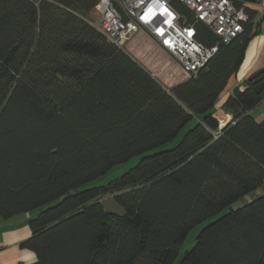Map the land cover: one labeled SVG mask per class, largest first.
<instances>
[{
    "label": "trees",
    "instance_id": "trees-1",
    "mask_svg": "<svg viewBox=\"0 0 264 264\" xmlns=\"http://www.w3.org/2000/svg\"><path fill=\"white\" fill-rule=\"evenodd\" d=\"M98 2L0 0V219L38 211L22 243L33 264H173L189 232L223 213L179 264H264V195L233 208L264 188V119L252 114L264 89L247 79L224 103L232 120L220 128L215 116L259 31L253 12L197 75L168 87L87 20ZM138 154L118 179L83 188ZM108 194L126 215L106 212Z\"/></svg>",
    "mask_w": 264,
    "mask_h": 264
},
{
    "label": "built area",
    "instance_id": "built-area-1",
    "mask_svg": "<svg viewBox=\"0 0 264 264\" xmlns=\"http://www.w3.org/2000/svg\"><path fill=\"white\" fill-rule=\"evenodd\" d=\"M237 0H99L95 12L100 23H93L120 47L142 31L175 57L180 69L195 76L217 54L220 43L238 37L250 16ZM184 7L191 15L182 12ZM203 24L217 37L214 45L198 38L197 24Z\"/></svg>",
    "mask_w": 264,
    "mask_h": 264
},
{
    "label": "crops",
    "instance_id": "crops-1",
    "mask_svg": "<svg viewBox=\"0 0 264 264\" xmlns=\"http://www.w3.org/2000/svg\"><path fill=\"white\" fill-rule=\"evenodd\" d=\"M242 3L246 8L253 12L252 22L254 24V30L256 29V31H259L252 37L251 40H249L250 42L245 52L246 55L244 62L238 71L240 77L239 79L244 80L242 84L237 85L241 90L246 89L245 81L249 79L248 77L264 67V0H250ZM148 36L149 35L145 32H137V34H135L126 45H124L125 49L142 62L147 68H149V70H151L152 73L166 86L172 87L185 80L187 76L180 69L181 67L178 62L176 65L180 70V74L175 75L176 77H172L170 75L168 67L170 66L169 63L172 64L174 62L171 61L172 56H170L167 51L162 49L150 36ZM144 43H147V48L151 47L154 52L160 55V57L165 58V63L159 64V62L149 54L147 48L144 47ZM173 78L175 80H173ZM231 80L232 78L229 83ZM232 85L233 87L226 91L216 104L215 116L220 121V128L233 118V115L224 108V103L236 86L235 82ZM262 102H264V100H262L260 104ZM260 104L252 110V114L258 121H262L264 119L263 110L257 115L255 114L258 109H261L259 108ZM37 212V210H34L17 214L9 219H0V264H33L37 261L36 253L22 244L32 235L29 220L35 217Z\"/></svg>",
    "mask_w": 264,
    "mask_h": 264
},
{
    "label": "rangeland",
    "instance_id": "rangeland-1",
    "mask_svg": "<svg viewBox=\"0 0 264 264\" xmlns=\"http://www.w3.org/2000/svg\"><path fill=\"white\" fill-rule=\"evenodd\" d=\"M87 18L88 21H90L91 23H95V24H99L100 22V16L95 12V9L92 10L91 12H89L88 14H86L85 16ZM149 37V36H148ZM143 43V42H142ZM145 44V43H144ZM143 44V45H144ZM147 43L144 45L145 48H147ZM148 52L150 55L153 56V58L160 63H165L166 59L163 57H160L159 54H157L156 52H154V50L151 47L147 48ZM170 54V53H169ZM171 56V54H170ZM171 61H174L172 64L169 63V67H168V71L170 72V75L172 77H174L175 75L180 74V70L178 69V66L176 65L177 60L175 59V57H171ZM178 64V63H177ZM187 77H189V75L185 74ZM238 75V76H237ZM176 77V76H175ZM239 74L237 72V74L235 76H233L231 82L229 83V86L226 87V90L223 91V95L226 93V91H228L229 89H231L233 87V83L235 82L236 86L238 84H242L244 82L243 79H239ZM173 80H175L173 78ZM261 109H258L255 114L257 115L260 111H264V102H262L260 104ZM254 116V115H253ZM191 126V125H190ZM189 127V126H188ZM188 127L185 128V130L182 131V133L174 140L171 141L163 146H160L152 151L149 152H155V151H159V150H164L167 148H171L173 146L176 145V143H178L181 138L183 137L184 133L186 132V130H188ZM143 154H138L133 156L132 158H129V160L119 163L117 165H115L111 170L107 171V173L101 177H99L98 179L89 182L88 184L85 185V187H93V186H99V185H106L107 183H109L110 181L116 180L118 179L120 176H122L127 170H129L130 168L134 167L135 165L138 164V162L140 161V157H142ZM108 196H112L111 194H108ZM227 209L224 211L226 213ZM223 213H220L214 217L208 218L205 221H203L202 223L196 225L188 234V237L186 238V240L184 241V243L182 244L181 248H180V252L179 255L177 256V259L175 260V262L173 264H179L180 260L184 257L185 253L190 250L196 243V239L197 236L199 234V232L203 229V227L205 225H207L208 223H210L211 221H213V219H215L216 217L220 216Z\"/></svg>",
    "mask_w": 264,
    "mask_h": 264
},
{
    "label": "water",
    "instance_id": "water-1",
    "mask_svg": "<svg viewBox=\"0 0 264 264\" xmlns=\"http://www.w3.org/2000/svg\"><path fill=\"white\" fill-rule=\"evenodd\" d=\"M239 1L244 2L250 0ZM248 78L251 81V84L254 86V91L260 92L264 89V67L256 71ZM262 194L264 195V188H258L257 190L251 192L249 195L244 197V199L234 203L233 208L236 210L240 209L245 205V203L256 200L259 196H262ZM101 204L105 208L106 212L110 215L124 216L127 214V211L126 209H124V206L120 202H118L114 195L106 196L105 198H103L101 200Z\"/></svg>",
    "mask_w": 264,
    "mask_h": 264
}]
</instances>
